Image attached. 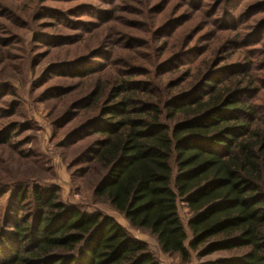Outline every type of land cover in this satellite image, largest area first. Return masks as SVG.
Instances as JSON below:
<instances>
[{"label":"rangeland","instance_id":"1","mask_svg":"<svg viewBox=\"0 0 264 264\" xmlns=\"http://www.w3.org/2000/svg\"><path fill=\"white\" fill-rule=\"evenodd\" d=\"M197 70L221 83L252 79L244 99L264 128V0H0V252L16 218L32 214L16 193L27 188L30 201L38 187L68 208L111 217L160 264H184L94 201L97 176L84 175L91 165L79 159L93 157L99 137L80 127L110 120L109 95L122 83L163 91ZM96 84L108 87L99 104L78 106ZM179 210L190 238L189 215Z\"/></svg>","mask_w":264,"mask_h":264},{"label":"trees","instance_id":"2","mask_svg":"<svg viewBox=\"0 0 264 264\" xmlns=\"http://www.w3.org/2000/svg\"><path fill=\"white\" fill-rule=\"evenodd\" d=\"M190 72L163 91H146L154 87L145 82L114 88L110 120L80 127L99 137L93 157L79 159L91 165L82 173L97 176L94 201L148 234L163 256L189 264L228 254L205 264H264V128L244 99L255 83ZM107 89L96 84L78 106H96ZM26 190L16 201L31 204L32 214L10 227L2 264H160L111 217L68 208L49 189L34 187L29 201Z\"/></svg>","mask_w":264,"mask_h":264}]
</instances>
